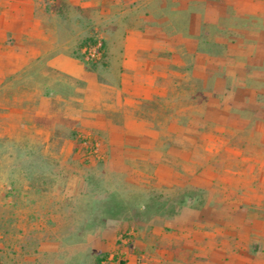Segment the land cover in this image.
<instances>
[{
  "label": "crops",
  "instance_id": "1",
  "mask_svg": "<svg viewBox=\"0 0 264 264\" xmlns=\"http://www.w3.org/2000/svg\"><path fill=\"white\" fill-rule=\"evenodd\" d=\"M93 35L95 65L76 51ZM0 88L99 136L100 182L134 200L114 264H264V0H0Z\"/></svg>",
  "mask_w": 264,
  "mask_h": 264
},
{
  "label": "rangeland",
  "instance_id": "2",
  "mask_svg": "<svg viewBox=\"0 0 264 264\" xmlns=\"http://www.w3.org/2000/svg\"><path fill=\"white\" fill-rule=\"evenodd\" d=\"M98 40L104 45L99 35L81 40L77 56L84 57L81 48ZM87 61L103 62L104 52L99 60ZM15 76L5 91L18 95ZM53 79L51 72L33 69L25 81L43 85V93L54 97ZM4 96L0 88V264H98L97 257L116 251L110 225L132 218L120 215L125 204L133 205L130 186L110 191L112 184L100 182L94 162L102 158L89 152L88 142L100 144L98 135L52 117L50 102L20 104ZM167 239L181 240L179 234ZM151 242L146 237V245L134 247L140 261L163 255Z\"/></svg>",
  "mask_w": 264,
  "mask_h": 264
},
{
  "label": "built area",
  "instance_id": "3",
  "mask_svg": "<svg viewBox=\"0 0 264 264\" xmlns=\"http://www.w3.org/2000/svg\"><path fill=\"white\" fill-rule=\"evenodd\" d=\"M103 52H104V47H103V42L101 40L88 43L87 45L83 47L84 57L90 61L99 60L103 56ZM88 142H89V147H90L89 152L98 157H101V149H100L99 142L93 141L91 139L88 140ZM134 238H135V231L131 230V231H126L122 233L119 236V241L122 246H129L133 243ZM121 254L122 253L120 252L119 255ZM115 256L116 255H113L111 257L108 256L107 258H105V260L103 261L104 264L113 263ZM121 260H123V258L120 257L118 262L120 263Z\"/></svg>",
  "mask_w": 264,
  "mask_h": 264
},
{
  "label": "trees",
  "instance_id": "4",
  "mask_svg": "<svg viewBox=\"0 0 264 264\" xmlns=\"http://www.w3.org/2000/svg\"><path fill=\"white\" fill-rule=\"evenodd\" d=\"M104 46V45H103ZM90 61V60H89ZM109 255L107 253H105L103 256L101 257H97V262L98 264H102V262L105 260V258H107ZM122 264L124 263L123 260L120 261Z\"/></svg>",
  "mask_w": 264,
  "mask_h": 264
}]
</instances>
